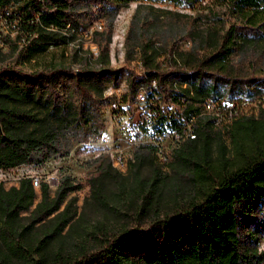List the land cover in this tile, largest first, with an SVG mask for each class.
<instances>
[{
    "label": "trees",
    "instance_id": "obj_1",
    "mask_svg": "<svg viewBox=\"0 0 264 264\" xmlns=\"http://www.w3.org/2000/svg\"><path fill=\"white\" fill-rule=\"evenodd\" d=\"M128 1L0 0V7L10 8L14 28L24 34L22 44L12 46L17 59L46 47L51 40H65L67 34L61 28L73 35L98 18L106 19L102 29L91 30V38L99 46L98 64L73 67L50 63L28 70L15 64L0 65V168L43 162L57 151L67 127L80 132L103 126L100 104L107 102L104 90L118 82L122 69L107 59L111 19ZM160 1L192 7L199 0ZM216 2L223 4L227 26L216 31L209 47L189 65L174 63L158 68L150 60V38L137 41L145 75L157 78L165 97L173 93L172 79L187 83L177 91L185 99L179 111L184 116L197 113V102L205 99L234 101L264 89V0ZM237 51H242L243 57L231 60ZM127 69V85L132 89L141 78ZM23 97L42 101L48 111L38 114L5 102V98L15 102ZM210 121L208 114L200 117L196 136L172 149L171 168L182 165L193 172L186 197L171 198L162 207L151 205L145 198L146 186L154 187L166 176L155 165L149 178L135 179L132 188L139 200L133 214L127 211L130 220L89 229L92 238L78 250L62 254L56 249L50 261L45 259L43 244L65 233L61 230L75 211L67 201L59 206L65 194L79 184L62 183L48 198L47 183L42 182L40 199L30 210V223L20 224L19 212L29 207L34 196L31 176L22 175L17 184L8 187L0 182V264H10L13 258L21 264L264 263L260 249L264 241V114L232 121L228 131L234 154L226 156L221 142L217 163L208 156L209 142L214 136L221 138V133L213 130ZM35 222L43 232L32 245L28 227Z\"/></svg>",
    "mask_w": 264,
    "mask_h": 264
},
{
    "label": "rangeland",
    "instance_id": "obj_2",
    "mask_svg": "<svg viewBox=\"0 0 264 264\" xmlns=\"http://www.w3.org/2000/svg\"><path fill=\"white\" fill-rule=\"evenodd\" d=\"M223 11V4L217 3L216 0H199L192 7L160 0H129L111 19L112 32L108 42L107 59L110 65L122 66L118 83L125 80V84H128L130 73L127 67L134 75L138 74L135 59L141 58L137 44L139 40L150 38V60L158 68L174 63L189 65L209 47L216 31H221L227 26ZM214 13L219 17L213 16ZM96 22L100 25H96ZM105 24V18H98L88 28H80L73 35L68 33L69 30L61 28L60 30L67 34L65 40H51L46 47L33 50L29 55L24 53L17 59L14 57L12 46L22 44L24 34L19 28H11L0 22V34L4 36L0 43V65L15 64L28 70L50 63L70 64L73 67L86 63L98 64L99 46L91 38V30H100ZM169 48H173V52H169ZM242 55V51H237L230 59L236 60L242 58ZM5 102L17 109L38 114L48 111L47 105L36 99L23 97L14 102L5 98ZM100 107L103 126L98 130L75 132L67 127L62 131L57 151L51 152L43 162H20L11 167L0 168V182L5 187L17 184L22 175H29L31 178L35 174L38 175V182L32 183L34 196L29 207L19 212L20 224L30 223V210L40 199L42 182L47 183L48 198L55 194L57 186L62 183L79 184L78 188L65 194L59 206L61 208L67 201L69 208L75 211L71 220L61 230H66L65 233L43 244L47 261L53 258L56 249L62 254L78 250L81 244L92 238L88 230L95 226H118L125 220H130V214L136 210L139 200V195H136L132 188L135 179L149 178L155 165L166 176L159 178L154 187L146 186L145 198L151 205L165 206L171 198L186 197L192 188L191 169L182 165H175L174 170L171 168L172 149L180 142L167 146L165 164L159 161L152 146L144 145L135 150L133 159L129 160L126 166L115 165L111 161L110 147L115 131L123 124L111 118L107 102H101ZM233 108L236 110L229 115L223 110L222 113L219 112L221 115L218 121L216 118V124L212 122L214 116L219 117L213 112L216 109L206 113L211 116L210 124L214 127L213 130L218 129L221 133V138L214 136L209 142L208 156L212 162L217 163L221 157V142L225 145L226 156L231 157L234 154V143L228 131L234 119L250 116L260 118L261 114H264V89L253 95L239 96ZM127 211L131 213L127 214ZM42 232L37 222L30 225L29 242L35 245L38 238L42 237ZM0 249H3L2 243ZM10 262L21 264L17 258Z\"/></svg>",
    "mask_w": 264,
    "mask_h": 264
},
{
    "label": "built area",
    "instance_id": "obj_3",
    "mask_svg": "<svg viewBox=\"0 0 264 264\" xmlns=\"http://www.w3.org/2000/svg\"><path fill=\"white\" fill-rule=\"evenodd\" d=\"M9 14V7H0L1 24L14 28L15 19L10 20ZM96 25L99 26V22ZM2 37L3 34H0V43ZM135 60L138 70L136 77L141 80L134 88L129 89L123 80L108 84L104 90L111 118L123 124L113 136L111 161L124 167L133 159L137 148L148 145L153 147L159 161L165 164L167 146L177 145L185 139L184 115L179 112L183 107V99L177 93L182 83L172 79L170 84L174 88L173 93L165 97L159 89L157 78L153 75L146 77L141 58ZM31 180L36 184L38 175H33ZM261 250L264 251V241Z\"/></svg>",
    "mask_w": 264,
    "mask_h": 264
},
{
    "label": "bare ground",
    "instance_id": "obj_4",
    "mask_svg": "<svg viewBox=\"0 0 264 264\" xmlns=\"http://www.w3.org/2000/svg\"><path fill=\"white\" fill-rule=\"evenodd\" d=\"M186 85H187L186 82L182 84V86H186ZM238 97H236L234 101H226L223 99L222 100L205 99L202 102H197L200 104V110L197 113L191 114L189 116H184L185 139L196 136L195 127L197 125V122L200 119V117L204 116L206 113H208V111L212 109H216V111L213 112L214 113L216 112L219 117L214 116L212 120L214 124H216L218 119H220L222 110L228 115L233 113V111L236 110L235 108H233V105L238 101ZM184 104H185V99H183V105Z\"/></svg>",
    "mask_w": 264,
    "mask_h": 264
}]
</instances>
